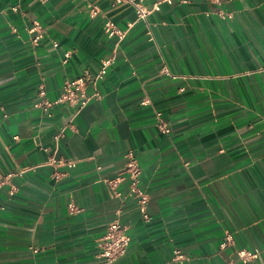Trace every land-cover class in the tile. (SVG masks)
Here are the masks:
<instances>
[{
  "label": "crops",
  "instance_id": "1",
  "mask_svg": "<svg viewBox=\"0 0 264 264\" xmlns=\"http://www.w3.org/2000/svg\"><path fill=\"white\" fill-rule=\"evenodd\" d=\"M142 1L160 2L146 22L128 1L0 0V174L15 173L0 188V264H98L118 206L131 241L115 264H175V248L186 264H264V0ZM109 58L86 86L99 98L38 106ZM128 151L147 220L102 181ZM239 248L260 254L243 263Z\"/></svg>",
  "mask_w": 264,
  "mask_h": 264
},
{
  "label": "built area",
  "instance_id": "2",
  "mask_svg": "<svg viewBox=\"0 0 264 264\" xmlns=\"http://www.w3.org/2000/svg\"><path fill=\"white\" fill-rule=\"evenodd\" d=\"M128 1L130 2L136 12L138 20L147 21L148 15L153 10H159L160 2H156L151 9L144 6L142 0H115V2ZM170 2L171 0H165ZM13 9H17L15 6ZM97 13V8L95 6L91 9V14ZM230 15V14H229ZM32 34V42L37 43L44 36V30L41 28L40 24L36 21L32 23L29 28ZM104 31L109 37L117 36L122 38L124 32L116 27L114 22L107 20L104 23ZM64 61L69 57V52L64 54ZM112 59H102L100 62V67L98 71L91 75L88 70H84L78 77L65 81L63 84L62 91L56 99H48L44 97V93L40 91L41 99L38 102V106L47 115H50L51 108L59 103H66L75 106L77 110L85 106L93 98H99L100 93L97 89L92 92H87L86 86L91 82L93 86L103 78L107 67L111 63ZM148 102L144 100L143 103ZM156 116L159 119L157 126L159 130L163 133H168L170 131L169 126L162 120L160 112H156ZM127 161L123 168L113 177H104L102 181L109 188L111 194L121 200L122 203L126 200L134 199L136 208L139 210L144 219H149V214L147 213V202L149 200L148 194H146L140 187V175L141 167L139 166L135 156L131 151L126 153ZM58 163L66 164L69 167L75 166L74 161L61 162ZM56 160L51 159L50 163H57ZM22 173L21 171L17 174ZM15 175L13 172H8L5 174H0V188L9 184L10 179ZM125 184L124 189H120L121 184ZM70 211H77L74 205L69 204ZM122 206H118L114 213V218L106 225L103 234L97 239V258L98 264H115L118 258L123 256L130 244L131 237L127 233V227L121 223L120 217L122 214ZM234 245V239L231 232L226 231L224 233V238L220 243V248L224 249L227 246ZM237 257L243 262L247 263L258 257L260 251L255 249H245L239 248L235 250ZM189 257L179 248H175L170 257V261L175 264H186Z\"/></svg>",
  "mask_w": 264,
  "mask_h": 264
}]
</instances>
